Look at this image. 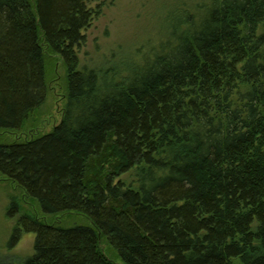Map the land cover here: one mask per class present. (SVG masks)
<instances>
[{
	"label": "trees",
	"instance_id": "obj_1",
	"mask_svg": "<svg viewBox=\"0 0 264 264\" xmlns=\"http://www.w3.org/2000/svg\"><path fill=\"white\" fill-rule=\"evenodd\" d=\"M88 0H0V131L47 101L46 55L65 71L61 122L0 143L19 215L20 264H264V0H209L120 80L80 67ZM21 213L16 200L6 217ZM101 240L117 261L101 250Z\"/></svg>",
	"mask_w": 264,
	"mask_h": 264
},
{
	"label": "rangeland",
	"instance_id": "obj_2",
	"mask_svg": "<svg viewBox=\"0 0 264 264\" xmlns=\"http://www.w3.org/2000/svg\"><path fill=\"white\" fill-rule=\"evenodd\" d=\"M209 0H88L93 20L83 34L85 42L77 50L80 67L95 70L100 76L115 81L157 52L158 44L171 36L173 30H185L186 12L201 11ZM48 98L33 114L22 131H0V143L25 141L47 134L62 119L65 105V71L57 56L46 55ZM16 200L21 213L13 219L6 217L7 208ZM29 213L45 223L71 227L87 225L76 213L55 217L43 216L15 184L0 177V264H20L33 254L34 235H22L13 248L7 247L19 215ZM101 250L118 262L115 253L101 240Z\"/></svg>",
	"mask_w": 264,
	"mask_h": 264
}]
</instances>
